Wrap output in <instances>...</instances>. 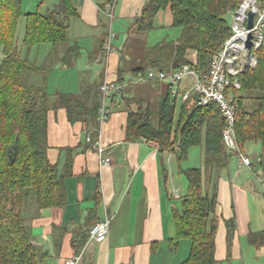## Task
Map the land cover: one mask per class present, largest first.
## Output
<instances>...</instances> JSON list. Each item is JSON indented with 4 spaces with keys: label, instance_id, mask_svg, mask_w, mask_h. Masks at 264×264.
I'll list each match as a JSON object with an SVG mask.
<instances>
[{
    "label": "trees",
    "instance_id": "1",
    "mask_svg": "<svg viewBox=\"0 0 264 264\" xmlns=\"http://www.w3.org/2000/svg\"><path fill=\"white\" fill-rule=\"evenodd\" d=\"M242 1L148 0L135 18L136 32L147 34L154 30L158 13L169 8L172 28L179 34L176 39L148 46L144 54L149 68H133L134 72L145 76L152 69L177 70L188 64L204 80L210 73L213 55L232 34L228 13ZM77 14L71 0H60L45 12L39 9L28 13L22 0H0L3 52L0 62V264H47L49 253L34 242L33 227L26 223L23 209L32 203L38 216L43 209L67 204L66 179L72 174L74 149H62L67 152L62 167L51 161L47 138L50 109L61 106L69 122H82L92 133L97 136L99 133L100 88L91 86L79 93L52 95L47 87V75L59 47L69 41V19ZM23 16L26 23L20 42L18 28ZM44 45L50 46L49 52L45 61L37 64L30 59V54ZM80 50L76 42L68 45L62 62L71 65ZM192 53L196 54L195 60ZM257 55V65L240 74L241 88H228L227 96L236 104L235 136L240 151L246 153L247 145L259 143L264 155V45L257 50ZM28 72L42 74V81L28 83ZM124 74L120 67L116 82L121 85L119 91L127 106L126 140L143 138L152 141L161 151L175 153L179 171L187 182L179 205L172 209L171 249H176L181 240L190 241L188 256L178 264H216L220 226L217 192L215 185L211 192L206 191L205 180L216 172L221 173L235 155L222 141L226 117L215 101L200 105L197 92L191 91L183 100L182 94L189 87L183 82L175 95L169 86L167 94L159 100L157 117H154L152 107L144 102L148 95L126 96V85L132 82ZM134 102L139 104L136 110L132 106ZM193 147L203 151V165L184 168L182 162L188 159ZM261 180L264 186V176ZM97 206L98 202L87 218V237L91 226L98 221ZM226 225L229 227L227 255L230 256L236 227L234 218L227 220ZM259 233L264 235V230ZM85 243L86 232L85 237L74 240L76 252ZM155 244H152L154 251Z\"/></svg>",
    "mask_w": 264,
    "mask_h": 264
},
{
    "label": "crops",
    "instance_id": "2",
    "mask_svg": "<svg viewBox=\"0 0 264 264\" xmlns=\"http://www.w3.org/2000/svg\"><path fill=\"white\" fill-rule=\"evenodd\" d=\"M25 1L22 0L23 5ZM71 1L78 14L69 19V41L60 45L59 54L47 75V87L52 95L56 92L79 93L82 88L91 86L100 88L106 79L114 83L119 68L132 59L134 45L139 43L145 52L148 46L155 44L146 34H138L134 26L135 18L148 0H116L112 18L107 11L110 0ZM172 22L169 8L162 10L156 17L155 29L150 33L158 28H172ZM110 29L114 31L113 39L122 37L107 53L104 45ZM74 42L81 50L68 65L62 62V56L66 47ZM132 42L135 44L131 45ZM49 49L48 45L39 49L38 55L43 52L40 62H44ZM191 57L195 60L196 54L192 53ZM133 68L137 67H132L128 73L123 70L125 76L129 74L127 81L135 82L139 76L140 72H134ZM42 78L39 74L38 82ZM157 82L153 80V86ZM110 99L111 113L100 123L98 136L82 122H69L63 107L50 109L49 157L62 167L67 158V152L62 149L73 148V169L66 179L67 204L43 209L34 219L31 224L35 232L34 242L48 251L47 264H65L74 256L81 257L78 264H178L183 259L179 254L181 243L174 250L170 246V239L174 237L172 209L176 206L175 199L184 195L182 191H186V184L179 171L177 156L159 150L143 138L127 141L125 101L119 90H113ZM98 139L102 151L96 144ZM200 153V165H203V151ZM107 157L111 159L109 164L104 162ZM243 167L246 166L232 155L229 165L221 173L216 172L205 180V190L211 192L215 185L217 192L216 210L220 226L216 237V264L224 261L239 264L240 259L242 264L250 263L245 262L243 239L252 232L249 193L252 188L256 189L254 175L258 176V173L252 169L242 175ZM97 202L98 220L107 214L112 219V226L106 240L90 243L87 218ZM231 218H234L236 227L228 256L226 221ZM85 232L86 243L76 252L73 242L85 237ZM154 242H157L155 251L152 248ZM255 257L253 255V259ZM250 264L261 263L254 259Z\"/></svg>",
    "mask_w": 264,
    "mask_h": 264
},
{
    "label": "built area",
    "instance_id": "3",
    "mask_svg": "<svg viewBox=\"0 0 264 264\" xmlns=\"http://www.w3.org/2000/svg\"><path fill=\"white\" fill-rule=\"evenodd\" d=\"M116 0H110L107 4V11L112 18V9ZM253 13V25L248 27L249 13ZM231 36L226 39L221 49L212 58L210 73L201 80L198 74L190 65H184L177 70L152 69L147 74L139 75L137 81L159 80L169 84L173 95L177 94L181 83L185 77L193 82L191 87H187L182 99L186 100L191 91L199 94L198 103L208 104L211 101L217 102L221 111L226 117V126L223 130L222 141L226 148L234 152L241 164L246 167L253 166L251 157L240 151L235 136V112L236 104L227 96L228 88H241L240 74L249 67H255L258 63L257 50L264 45V0H243L231 13ZM251 34V36H250ZM114 37L110 29L107 34L104 49L109 53L113 49L111 41ZM250 42V45H248ZM121 85L111 83L106 79L100 86L101 105L99 108L98 120L100 123L108 119L111 112V96L113 90H119ZM91 138L88 137V140ZM96 144L100 147V142ZM151 144L152 141H149ZM102 151V147L99 149ZM104 162L109 164L110 158H105ZM180 197L178 193L175 194ZM111 219L106 214L101 220L93 224L89 230L88 241L90 243H101L109 236ZM80 256L68 259L65 264H78Z\"/></svg>",
    "mask_w": 264,
    "mask_h": 264
},
{
    "label": "rangeland",
    "instance_id": "4",
    "mask_svg": "<svg viewBox=\"0 0 264 264\" xmlns=\"http://www.w3.org/2000/svg\"><path fill=\"white\" fill-rule=\"evenodd\" d=\"M42 1L43 0H26L23 5L24 11L28 13V12H36L40 9L41 11L45 12L47 10V7H53L54 4L60 2V0H48L47 2H44L42 4L41 3ZM233 10H230L229 13H231V11ZM229 13H228V19L231 21V16ZM25 23H26V18L23 16L20 20L19 28H18V38L20 42L23 39ZM145 36L147 37L149 36L150 42L156 43L159 41L176 39L178 37V31L173 28L163 27V28H158L156 29V31H153L151 33L149 32V35L146 34ZM118 37L119 38L113 39V42L111 41V44L113 46L118 45V42H120L122 35ZM41 53L38 55V49H34L30 54V59L36 62L37 64L38 63L42 64L43 62H40V61L42 60L41 57L43 56V54L41 56ZM118 53L120 54V50L118 51ZM2 58H3V52L0 47V62ZM138 66H142L145 69L149 68L147 59H146V53L144 54V51L142 50V46L139 43L134 45V55L132 59H129L128 61L124 63L123 70L125 73H128L129 69H131L132 67H138ZM128 76L129 74L128 75L126 74V77ZM26 79H27V82L30 84H38L39 74L35 72H28L26 74ZM183 83H187L189 87H191L193 84V82L190 81L188 77H185L183 79ZM156 84L157 85L153 86V80H144V81L136 80L135 82H132L131 84L126 85L127 91L125 93L126 96L136 94L137 96L145 95L146 97L148 95L149 96L148 99L145 100L144 102L152 107L154 117H157V106H158L161 96H164L169 91V84L167 82L159 81V83L157 82ZM138 105H139L138 103L134 102V104H132L133 109L136 110ZM247 152L252 159L253 166L243 167L241 169V174L244 175L245 172L246 173L247 171L252 172V169H255L256 172L258 173V176L254 175L256 189L252 188L253 191L249 193L250 213H251V221H252L250 225V229H251L250 231L252 232L250 233L248 238L243 239V247H244L243 252H244V257L246 258L245 259L246 263L248 261L250 263H253L254 259H257L259 260L261 264H264V256H263L264 254V235L259 233L261 229L264 228V186L261 180L264 176V155L262 154V149L259 143H251L247 145L246 153ZM200 159H201L200 148L193 147L189 151L188 159L182 162V166L184 167H190L194 165L199 166ZM260 159L262 161H260ZM183 180L187 187V182H186L185 177ZM182 192H185V190H183ZM175 202H176V205H179L180 199H175ZM23 215L26 218V223L33 224L34 219H36L37 217L35 206L32 203L26 204L23 209ZM111 222H112V219H111ZM111 226H112V223H111ZM111 226H110V229H111ZM226 231H227L226 244H228L227 243L228 232H229L228 226H227ZM33 233L35 235L34 230H33ZM180 243L181 245L179 247V254L183 259H185L189 253L190 241L181 240ZM248 255H250V257L252 258L248 259ZM253 255L257 257L253 259ZM223 264H227V261H224ZM236 264H238V262ZM239 264H242V259H240Z\"/></svg>",
    "mask_w": 264,
    "mask_h": 264
},
{
    "label": "water",
    "instance_id": "5",
    "mask_svg": "<svg viewBox=\"0 0 264 264\" xmlns=\"http://www.w3.org/2000/svg\"><path fill=\"white\" fill-rule=\"evenodd\" d=\"M252 25H253V13L250 12V13H249L248 27L251 28ZM250 36H251V34H250ZM248 45H250V42H248Z\"/></svg>",
    "mask_w": 264,
    "mask_h": 264
}]
</instances>
